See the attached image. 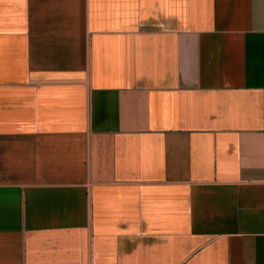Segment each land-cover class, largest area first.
<instances>
[{
  "label": "crops",
  "instance_id": "1",
  "mask_svg": "<svg viewBox=\"0 0 264 264\" xmlns=\"http://www.w3.org/2000/svg\"><path fill=\"white\" fill-rule=\"evenodd\" d=\"M0 264H264V0H0Z\"/></svg>",
  "mask_w": 264,
  "mask_h": 264
}]
</instances>
